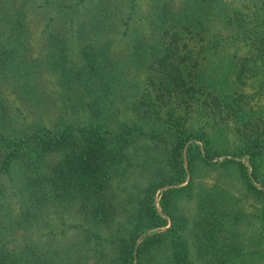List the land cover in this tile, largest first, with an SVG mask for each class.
<instances>
[{"label":"trees","instance_id":"1","mask_svg":"<svg viewBox=\"0 0 264 264\" xmlns=\"http://www.w3.org/2000/svg\"><path fill=\"white\" fill-rule=\"evenodd\" d=\"M77 1L58 0L57 6H69ZM22 17V2L0 0V76L8 74L14 79L16 68L23 64L20 63L25 55V51H20L24 43ZM228 18L241 24L244 13L235 11ZM196 23L199 24L195 19L193 23L177 27L170 22L163 29L169 38L151 45L152 52L146 59L147 84L138 97L139 107L141 114L161 118L165 122L162 132L166 131L172 139L167 142L164 157L156 156L149 161V167H155L153 174L146 175L143 183H135L130 195L125 192L129 209L119 208L121 205L115 203L112 190L114 186L125 189L126 183L117 179L134 164L127 151L133 124L121 125L117 132L91 122L66 123L60 128L41 125L18 133L17 138L0 132V264H193L196 256L200 264H236L242 258L246 249L239 229L236 225H226L223 202L212 191L203 192L192 209V221L198 228L194 229L196 237L191 232L185 235L183 229L188 217L180 210L179 195L189 196L187 192L192 187L189 177L194 164L209 163L213 152L209 151V140L204 137L203 129L191 131L181 122L174 124V101H184L189 106L193 98L206 103L208 97L215 105L219 104L218 95L208 88L198 65L203 59L202 47L197 45L193 49L181 39L186 33L194 35L191 27ZM53 31H49L52 40L59 41L56 45L59 60L53 67L59 68L56 75L63 89L71 90L72 86L83 83L85 91L95 93L94 88L110 87L113 74L106 65L110 57L101 46L99 56L92 43L81 45L79 54L84 63L80 68H73L65 62L63 36L60 31L59 34ZM239 34L250 49L243 59L263 65L264 30L250 24L238 30ZM20 67L28 69L24 65ZM29 76L35 78L26 73L20 87L31 95L34 85L31 86ZM82 77L84 80L78 82ZM96 95L92 101L85 102L88 108H95L92 104L100 101ZM162 106L163 118L159 110ZM29 147L36 152L31 157L26 155ZM263 150L264 137H261L243 139L241 149L236 152L237 156L247 155L250 173L261 184L263 181L255 169ZM231 156L224 155L221 162L236 163L250 191L261 197L260 220L264 230V188L253 184L245 165ZM161 166L167 170L163 171ZM12 168L17 172L15 176ZM6 180L10 183L5 184ZM157 189L159 209L154 201ZM133 200H136L134 204ZM117 212L119 217L115 218ZM68 214L74 220L69 221ZM232 214V224H235L240 215ZM67 228H72L79 239L62 242L60 236L56 237ZM191 244L195 251H189ZM76 246L83 255L76 253ZM259 252L243 256L257 259L262 257Z\"/></svg>","mask_w":264,"mask_h":264},{"label":"rangeland","instance_id":"2","mask_svg":"<svg viewBox=\"0 0 264 264\" xmlns=\"http://www.w3.org/2000/svg\"><path fill=\"white\" fill-rule=\"evenodd\" d=\"M63 1L68 3L77 0ZM19 2L23 3L24 10V43L20 51H25L24 57H21L24 61H20V58L19 61L30 70L21 68L20 65L16 68L14 79L8 74L0 76V132L17 138L15 135L18 133H26L41 125L60 128L66 123L81 125L84 122L98 124L117 132L121 125L133 124L135 127L131 130L132 140L127 151L134 164L129 165L127 172L117 179L122 184L126 183L125 189L118 190L114 186L112 190L115 203L121 205L119 208L129 209L130 203L125 199L128 193L125 192L130 195L135 183H143L146 175L153 174L155 167H149V161L156 156L164 157L167 142L172 139L166 131L162 132L165 122L161 118L151 114L143 115L139 107L138 97L143 86L147 84L146 59L152 52L151 45L169 38V35L163 34V29L169 26L170 22L175 23L172 25L177 27L187 22L193 23L195 19L199 22L191 27L193 36L184 32L186 34L181 35V39L189 46L192 45L193 49L197 48V45L202 47L203 59L198 65L206 77L208 88L218 95L219 104L215 105L208 97L206 103L193 98L191 102L188 101L189 106H186L184 101L176 100L172 116L174 124L176 121L181 122L187 130L203 129L204 137L209 140V151L219 154L212 153L209 163L194 164L192 175L189 177L192 180V187L187 192L189 196L179 195L180 210L188 217L183 229L185 235L191 232L193 237H196L194 229L198 228L192 221V209L203 192L210 194L212 191L223 202L227 216L226 225H236L245 244L243 248L246 250L236 264H261L264 261V230L260 220L262 199L250 191L236 163H222L221 159L224 155L233 154L231 157L245 165L253 184L264 188V150L259 155L260 163L255 169L263 184L251 175L247 155H236L241 149L243 139L264 137V64L256 65V62L253 64L243 59L250 49L239 38L241 35H237L238 30H243L250 24L264 30V2L78 0L69 6L60 4L61 7L57 6L58 0H18ZM235 11L244 13L241 24L228 20ZM52 29L57 34L60 31L63 36L65 62L73 68H80V64L84 63L79 54L81 45L92 43L97 47L99 56L101 46L110 57V60L106 59L107 69L113 74L109 80L110 87L103 90L94 88L95 93L85 91L83 83L72 86L71 90L63 89L56 75L59 68L53 67L55 61L59 60V51L56 49L59 41L56 38L52 40L49 33ZM189 36L191 38H188ZM16 46L15 44L14 47ZM26 73L35 77H31V86L34 85L31 87V95L23 92L20 87L21 78ZM31 78L29 76V80ZM83 80L82 77L78 82ZM18 89L20 91H17ZM94 95L100 101L96 103L98 106L92 104L95 108L90 109L85 102L92 101ZM159 110L163 118L164 106L159 107ZM177 115L181 117H176ZM108 138L112 139L109 134ZM162 139L166 141L162 142ZM197 142L201 144L200 141ZM35 154L33 147L26 151L27 157ZM161 168L163 171L167 170L166 167ZM12 172L13 176L17 173L14 168ZM8 183L10 182L6 180L5 184ZM158 197L159 189L154 193L157 209ZM135 201L133 200L132 204ZM234 212L240 216L234 218L236 223L232 224ZM66 216L69 221L74 220L72 215ZM118 217L117 212L115 218ZM54 221L55 219H52V222ZM59 236L62 242L79 239L72 228L65 229L60 235L56 234V237ZM76 247V253L83 255L80 247ZM191 247L193 249L189 248V251H195L192 244ZM259 250L262 257L257 259L243 256L252 255ZM193 264H200L198 256Z\"/></svg>","mask_w":264,"mask_h":264}]
</instances>
